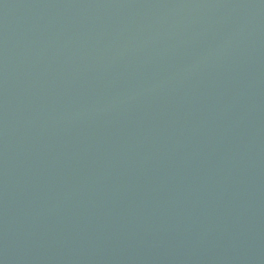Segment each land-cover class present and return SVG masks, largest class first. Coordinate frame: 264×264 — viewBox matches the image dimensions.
I'll use <instances>...</instances> for the list:
<instances>
[{"label": "water", "instance_id": "water-1", "mask_svg": "<svg viewBox=\"0 0 264 264\" xmlns=\"http://www.w3.org/2000/svg\"><path fill=\"white\" fill-rule=\"evenodd\" d=\"M0 264H264V0H0Z\"/></svg>", "mask_w": 264, "mask_h": 264}]
</instances>
